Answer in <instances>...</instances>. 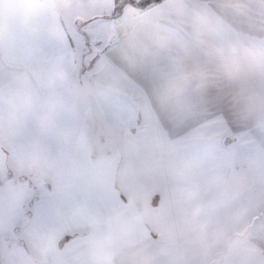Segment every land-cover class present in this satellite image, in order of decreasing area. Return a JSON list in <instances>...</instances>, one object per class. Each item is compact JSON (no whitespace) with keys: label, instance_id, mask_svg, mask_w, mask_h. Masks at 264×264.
I'll list each match as a JSON object with an SVG mask.
<instances>
[{"label":"rangeland","instance_id":"374dc122","mask_svg":"<svg viewBox=\"0 0 264 264\" xmlns=\"http://www.w3.org/2000/svg\"><path fill=\"white\" fill-rule=\"evenodd\" d=\"M77 60L72 97L0 68V263L223 264L264 222L262 147L206 99L146 97L104 56Z\"/></svg>","mask_w":264,"mask_h":264},{"label":"crops","instance_id":"0c3cea01","mask_svg":"<svg viewBox=\"0 0 264 264\" xmlns=\"http://www.w3.org/2000/svg\"><path fill=\"white\" fill-rule=\"evenodd\" d=\"M114 3L0 0L5 81L28 82L40 99L72 97L78 57L52 43L62 30L60 19L65 13H74L77 20L100 17ZM105 21L111 25L104 31L110 37L100 41L107 49L104 58L131 83L142 82L146 97L206 99L213 106L207 111L226 112L229 125L249 132L264 150V0H161L146 8L127 4ZM261 255L264 222L223 264Z\"/></svg>","mask_w":264,"mask_h":264},{"label":"snow or ice","instance_id":"6c2138e0","mask_svg":"<svg viewBox=\"0 0 264 264\" xmlns=\"http://www.w3.org/2000/svg\"><path fill=\"white\" fill-rule=\"evenodd\" d=\"M123 5L113 4L112 11L100 17L91 16L86 20H77L74 13H65L60 19L61 33L52 42L62 51L70 52L74 58L78 57L82 70L91 69L100 57L106 54L107 49L96 39L94 29L106 19H110ZM87 61L86 68L84 63ZM227 121L226 112H222ZM219 135L220 133H215ZM239 264H264V255L260 257L245 256Z\"/></svg>","mask_w":264,"mask_h":264},{"label":"trees","instance_id":"16d2710c","mask_svg":"<svg viewBox=\"0 0 264 264\" xmlns=\"http://www.w3.org/2000/svg\"><path fill=\"white\" fill-rule=\"evenodd\" d=\"M125 1H127L131 5H135V6L140 7V8H146L150 4L159 2L161 0H142V1L125 0ZM116 5L117 6L121 5V4H119V0H116ZM123 7H124V5H123ZM123 7L120 8L119 11L116 12V14L120 15L122 10H123Z\"/></svg>","mask_w":264,"mask_h":264},{"label":"flooded vegetation","instance_id":"af4514ba","mask_svg":"<svg viewBox=\"0 0 264 264\" xmlns=\"http://www.w3.org/2000/svg\"><path fill=\"white\" fill-rule=\"evenodd\" d=\"M25 198V197H24ZM24 204H25V202H24ZM29 204L32 206V203H30V201H29ZM31 215V214H30ZM6 239V241H8L9 240V237H7V238H5Z\"/></svg>","mask_w":264,"mask_h":264}]
</instances>
